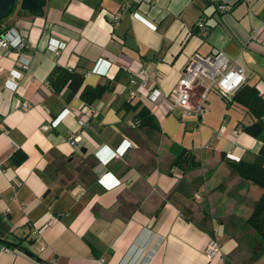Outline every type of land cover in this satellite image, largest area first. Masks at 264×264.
<instances>
[{"label": "crops", "instance_id": "obj_1", "mask_svg": "<svg viewBox=\"0 0 264 264\" xmlns=\"http://www.w3.org/2000/svg\"><path fill=\"white\" fill-rule=\"evenodd\" d=\"M10 28L29 66L12 89L15 56L0 48V264H239L233 234L261 190L226 160L253 161L263 133L244 130L253 116L235 92L210 90L198 120L169 95L193 56L221 52L264 99V0H46L41 17L16 10L0 22ZM52 41L64 44L57 55ZM141 67L154 76L131 98ZM61 69L83 75L77 92L54 87ZM101 83L111 88L86 104L81 90ZM135 103L157 128L130 126ZM182 148L197 167L171 165ZM18 150L25 159L13 164ZM211 236L221 248L209 259Z\"/></svg>", "mask_w": 264, "mask_h": 264}, {"label": "built area", "instance_id": "obj_2", "mask_svg": "<svg viewBox=\"0 0 264 264\" xmlns=\"http://www.w3.org/2000/svg\"><path fill=\"white\" fill-rule=\"evenodd\" d=\"M217 8L220 12H224L228 7L225 4H219ZM119 17L120 11L114 13L109 20L112 23H117ZM198 25L203 29L205 28L202 22H199ZM63 46L64 44L59 41H52L49 47L57 55ZM26 47L27 43L24 40V36L14 28L0 32V48L10 50L9 52L15 56L17 63V66L9 72L7 79V84L12 89H15L16 80L19 79L21 72L28 69L29 59L22 55ZM153 76L144 67L135 71L129 79V83L137 84L140 81V84H138L136 89H129V97L132 98L139 93L145 95L146 92H143V90H147V84L150 83ZM244 80V69L241 64L236 60H231L223 53L217 52L207 56L195 55L185 65L169 96L173 105L178 106L183 115L193 116L198 120L205 112V100L210 90H216L221 95L230 98L241 87ZM154 97L152 96L151 99L154 100ZM22 105L26 108L28 103L24 102ZM78 125L81 127L87 126V121L81 117L78 120ZM136 125L137 122H130L132 128ZM45 127L50 128L51 126L47 125ZM233 133L236 134V130ZM76 139L77 137L71 134L69 143L74 146ZM213 230L214 233H217L216 228ZM35 233H37V230L31 231V234ZM220 248L218 239L211 236L205 248L207 258L210 259L214 255L219 254ZM3 251L7 252L9 248L3 247Z\"/></svg>", "mask_w": 264, "mask_h": 264}, {"label": "trees", "instance_id": "obj_3", "mask_svg": "<svg viewBox=\"0 0 264 264\" xmlns=\"http://www.w3.org/2000/svg\"><path fill=\"white\" fill-rule=\"evenodd\" d=\"M18 10L23 13L18 5H15L12 13ZM11 13V14H12ZM10 14V15H11ZM5 19V18H3ZM1 19L0 22L3 20ZM83 82V75L67 69H61L57 74L53 85L55 88H60L67 84L70 93L77 92ZM111 88L109 83L97 84L95 86H84L80 92V97L86 104H91L95 99L100 98L104 91ZM233 100L244 105L253 116V121L244 127V130L249 134L256 136L263 133L262 145L259 148L258 154L253 161L227 159L226 164L232 173L237 174L244 180H248L258 186L261 190L258 198L253 201L249 214L242 220V223L249 227L255 233L257 242L253 247L255 259L260 253H264V99H262L257 90L253 86L241 85L235 92ZM130 105H127L128 108ZM131 109L135 110L138 126H155L154 118L148 108L139 103H135ZM25 159V153L21 150L16 151L10 158L13 164H19ZM171 165H176L182 170H189L199 165V161L195 154L190 149L182 148L179 153L172 159ZM206 217V216H205ZM205 221H202L204 224ZM231 262L225 259V263Z\"/></svg>", "mask_w": 264, "mask_h": 264}, {"label": "water", "instance_id": "obj_4", "mask_svg": "<svg viewBox=\"0 0 264 264\" xmlns=\"http://www.w3.org/2000/svg\"><path fill=\"white\" fill-rule=\"evenodd\" d=\"M15 5L19 6L20 10H22L25 16H28V17L40 16L41 17L44 15V7L46 5V0H0V20L8 17L12 13ZM53 74H54V70L47 77L49 81L52 80ZM11 245L23 251L26 255L33 257L40 262L42 261L38 256H36L29 249L18 246L13 243H11ZM226 264H233V263L228 262Z\"/></svg>", "mask_w": 264, "mask_h": 264}, {"label": "rangeland", "instance_id": "obj_5", "mask_svg": "<svg viewBox=\"0 0 264 264\" xmlns=\"http://www.w3.org/2000/svg\"><path fill=\"white\" fill-rule=\"evenodd\" d=\"M233 238L239 247L237 252H233L239 264H252L254 260H257L258 264H264V253H260L256 259L253 254V247L257 242V237L253 230H248L244 226L234 231Z\"/></svg>", "mask_w": 264, "mask_h": 264}]
</instances>
